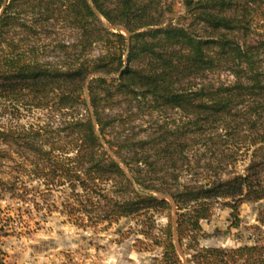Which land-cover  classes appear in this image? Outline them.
<instances>
[{"label":"trees","instance_id":"16d2710c","mask_svg":"<svg viewBox=\"0 0 264 264\" xmlns=\"http://www.w3.org/2000/svg\"><path fill=\"white\" fill-rule=\"evenodd\" d=\"M163 1L0 0V101L11 121L0 126V162L18 159L39 182L30 189H68L69 219L97 193L96 217L109 224L174 211L163 235L164 257L176 264L175 237L180 246L184 234L195 240L212 201L229 200L236 215L243 202L264 200V0H181L188 23L177 25L166 23L173 9ZM58 25L75 38L50 42L59 54L45 61L39 47ZM135 100L185 121L112 142L117 119L107 111ZM22 112L36 122L20 123ZM197 144L247 162L226 179L180 185ZM14 185L0 179L2 190ZM192 257L264 264V246L201 248Z\"/></svg>","mask_w":264,"mask_h":264},{"label":"rangeland","instance_id":"374dc122","mask_svg":"<svg viewBox=\"0 0 264 264\" xmlns=\"http://www.w3.org/2000/svg\"><path fill=\"white\" fill-rule=\"evenodd\" d=\"M172 5V13H165L167 24L188 23L180 19L184 14L181 0H164ZM165 9V8H164ZM58 25L50 38L39 47L43 60L57 61L58 51L49 43L54 40L73 41L75 32ZM123 34H126L122 31ZM252 34L250 39H254ZM241 39V34L237 35ZM95 48L93 54H97ZM20 123L36 122V114H18ZM117 119L113 128L107 130L108 138L118 142L124 137L144 138L154 129L180 126L185 121L178 110L148 108L141 100L122 103L107 111ZM10 116L0 101V126L11 124ZM213 149L197 144L187 150V163L180 171V185L210 183L241 173L247 162L244 154L236 160L221 157ZM18 159L0 162V179L15 183L9 190L0 189V264H171L164 257L165 236L163 230L175 222V212L147 211L140 215L124 217L111 224L99 221L95 210L104 204L102 196L94 195L83 212L69 219L70 191H51L22 174ZM162 174L161 170L159 171ZM22 178L28 188L22 189ZM113 190V187H111ZM115 192H112L114 195ZM111 195V194H110ZM154 195H157L154 193ZM171 201L168 195H165ZM70 202V203H71ZM93 207V208H92ZM209 216L200 220L201 231L195 240L184 234L182 246L175 237L178 261L176 264H205L192 257L201 248L229 250L244 245L264 246V200L243 202L233 215L229 200L211 202ZM170 213V214H169ZM170 215V217L168 216ZM189 261V262H188ZM238 260L237 264H242ZM228 264H232L228 260Z\"/></svg>","mask_w":264,"mask_h":264},{"label":"water","instance_id":"95a60500","mask_svg":"<svg viewBox=\"0 0 264 264\" xmlns=\"http://www.w3.org/2000/svg\"><path fill=\"white\" fill-rule=\"evenodd\" d=\"M0 13H1V11H0ZM171 199V198H170Z\"/></svg>","mask_w":264,"mask_h":264}]
</instances>
